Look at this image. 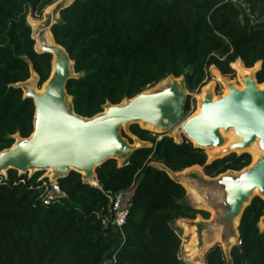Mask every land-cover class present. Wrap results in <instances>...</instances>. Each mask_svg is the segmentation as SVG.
<instances>
[{
    "label": "trees",
    "instance_id": "16d2710c",
    "mask_svg": "<svg viewBox=\"0 0 264 264\" xmlns=\"http://www.w3.org/2000/svg\"><path fill=\"white\" fill-rule=\"evenodd\" d=\"M55 1L0 0V150L33 131V101L18 83L33 71L40 87L49 76L51 54L35 50L26 17L39 18ZM50 31L73 61L66 91L73 112L82 117L167 76L183 79L187 117L191 93L210 80V67L232 77L236 59L247 68L260 62L255 78L264 83V0H73L60 8ZM128 130L145 144L122 155L121 164L117 158L99 164L97 185L76 171L60 177L66 196L47 205L42 171L0 174V264H181V241L172 224L209 215L185 201V188L167 170L197 165L215 177L242 170L250 154L208 161L205 150L186 138L176 142L138 123ZM121 135L133 143L123 130ZM118 191L127 192L129 203L121 232L102 225V218L109 219V196ZM263 211L264 200L254 196L240 218L229 259L216 243L206 250L205 264H264V229L258 226Z\"/></svg>",
    "mask_w": 264,
    "mask_h": 264
},
{
    "label": "water",
    "instance_id": "95a60500",
    "mask_svg": "<svg viewBox=\"0 0 264 264\" xmlns=\"http://www.w3.org/2000/svg\"><path fill=\"white\" fill-rule=\"evenodd\" d=\"M53 23L49 24L50 33ZM46 40H38L40 49H35L51 54V70L42 84L45 87L41 93L23 94L33 101V131L27 138L18 137L10 147L0 150V174H6L9 169L19 173L52 169L56 182L44 197L55 200L66 196L59 188L60 177L76 171L84 182L97 185L95 168L99 164L130 154L145 144L142 141L130 144L121 135L122 127L142 122L162 131L173 130L175 135L182 134L194 146L203 149L222 146L220 130L232 129L239 140L221 149L212 159L236 153V149L254 142L263 154L240 171L228 170L215 177L199 172L196 178L220 193L218 210L208 223L238 233L240 218L251 199L259 196L264 200V83H258L255 78L260 63L254 72L240 77L241 89L224 78L226 94L213 100L211 90H207L199 112L192 116L183 114L188 91L179 86V77H172L170 84L159 91H143L119 104H109L101 113L87 118L73 112L72 99L66 91L67 80L74 72L73 61L63 47L54 40L57 47L50 46ZM53 53L56 54L54 60ZM242 152L247 151L237 154Z\"/></svg>",
    "mask_w": 264,
    "mask_h": 264
},
{
    "label": "rangeland",
    "instance_id": "374dc122",
    "mask_svg": "<svg viewBox=\"0 0 264 264\" xmlns=\"http://www.w3.org/2000/svg\"><path fill=\"white\" fill-rule=\"evenodd\" d=\"M72 1L71 0H56L52 5L46 7L43 10V12L39 18H35L30 13L27 14L26 19H27V22L31 26L32 37L35 40L34 48L36 50L40 49V46L38 44V40H39V42L46 40L47 33H49V24L59 20L58 9L61 6L69 5ZM247 12H248V9H247ZM259 63L260 62H257L255 64L252 72H254V70L256 68H258ZM209 74H210V80L207 81L199 89V91L197 93L196 92L191 93V98L193 99V102H191V113L189 115L193 114L196 111V108H197L198 102H199L198 95H200L202 93V90L204 89L205 86L210 85L211 91L213 94V98L220 97L227 92V90H225V85L223 83L224 78H228V79L232 80L234 85H236V87L239 89H241L243 87L241 85V82L239 81V76H238L236 70H234V75L232 77L229 75H223V78L220 81L216 80L212 67H210V69H209ZM32 75L33 74L30 75L29 79H27L26 81L19 84L23 90V94H25L29 91L37 92L36 90L40 89L42 87V85L40 87L37 85L36 74L34 76H32ZM71 76H74V72H72ZM171 80H172V76H167V77L163 78L162 80H160L158 83L148 87L145 90V92L150 93V92L159 91V90L167 87L170 84ZM178 82H179V86L183 87L182 77L178 78ZM122 102H124V100ZM108 105H106V106H108ZM106 106L104 107V109L106 108ZM122 130L132 138L133 144H135L136 142L139 141L135 136L130 134L128 128L122 127ZM229 130H231L233 132L232 129H229ZM229 130H225L223 132L225 133ZM152 132H155V131H152ZM155 133L168 134V135L172 136L176 142H180L183 140V138H185L182 134L175 135L173 133V130L172 131H163V132L161 130L160 132H155ZM236 138H237V140L239 139L238 137H236ZM17 139H18V137H16L15 140H17ZM223 140H224V137H223ZM241 151H243V150H238L236 152V154L241 152ZM246 151L250 154L251 161H253L251 153L248 150H246ZM205 152H206L208 160H210L214 157V154L209 153L210 150H208V148L205 150ZM261 154H263V152L260 150V155ZM125 160H126V157H123V156L118 157L117 163L121 164V163L125 162ZM155 165L163 167L161 164H155ZM167 171L169 172V175L177 181H180L178 179L181 178L183 180L187 179V180L192 182L196 194L201 199V203L199 206H194V204L191 201V196L188 194H187V196H185V201L197 209H202V210L207 211L208 215H209V217L207 219L202 218V216L200 214H197L194 219L180 218L172 224L173 229L178 234V236L180 237V241H181L179 253H178L181 264H205L204 254H205L207 249H206V247H203L204 233L210 237L213 233V229H217V232H218L220 238L218 241L209 240L210 244L208 246L210 247L215 242L218 243L222 248L224 257L228 260L229 259V251H230L231 246L238 244L237 230H232L228 227H224V226H220V225H211L208 223L212 219L214 211L218 210L217 200H219V198H220L219 191L216 188H214L213 186H211L209 183H202V182L198 181V179L196 178L197 174L199 172L200 173L203 172L201 166H196V165L191 166V167L186 168V171H184V170L178 171V172H171L169 170H167ZM33 173L34 172L28 171L27 175L30 176ZM3 175L5 176V174H3ZM50 177H52V176H50V172H48L47 170L42 171V173L40 174V178H47V182L50 180ZM48 190H49V188H48ZM258 226H259L260 230L264 229V211H263V215L260 217ZM192 229H193V231H192Z\"/></svg>",
    "mask_w": 264,
    "mask_h": 264
},
{
    "label": "bare ground",
    "instance_id": "6f19581e",
    "mask_svg": "<svg viewBox=\"0 0 264 264\" xmlns=\"http://www.w3.org/2000/svg\"><path fill=\"white\" fill-rule=\"evenodd\" d=\"M46 43L48 44V45H50V46H54V47H57L56 45H55V43L53 42V39H52V36H51V33L49 32V33H47V40H46ZM55 56H56V54L55 53H53V60H54V58H55ZM53 64V63H52ZM256 64V63H255ZM255 64H254V66H255ZM254 66H252V67H250V68H247V67H244L243 66V64H242V62H241V60L240 59H236L233 63H232V68L234 69V70H236L237 71V74H238V76H239V81L241 82V85L243 86V83H242V80L240 79V77L241 76H244V75H246V74H248L249 72H252V70H253V68H254ZM52 68H54V66L52 65ZM213 69V73H214V75H215V78H216V80L218 81H220L222 78H223V75L217 70V69H215V68H212ZM31 74H33L32 76H34L35 75V73L33 72V71H31ZM30 74V75H31ZM29 79V78H28ZM44 87H45V84L44 85H42V87L40 88V89H35L37 92H35V93H41L42 91H43V89H44ZM207 90H211V87H210V85H208V86H205L204 87V89L202 90V93L200 94V95H198V98H199V102H198V106H197V108H196V111L193 113V114H191V115H189V116H192V115H194V114H196V113H198L199 112V110H200V102L204 99V96H205V92L207 91ZM225 90H227V88H226V86H225ZM212 92V91H211ZM227 93V92H226ZM225 93V94H226ZM223 96V95H222ZM212 99L214 100L215 98H213V94H212ZM68 103H70V97H68ZM139 125L140 126H143V128H145V129H148V130H152V131H155V132H160L161 130L160 129H158V128H154V127H152V125H150V124H142V122H139ZM224 130H220V133H221V135H222V137H224V142H223V145L222 146H219V147H212V148H210V149H208V150H210V154H214V156L221 150V149H223V148H225V147H227V146H229L231 143H233V142H235L236 140H237V138L236 137H238V136H236V135H234V133L231 131V130H229V131H227V132H223ZM163 132V131H162ZM239 138V137H238ZM239 140V139H238ZM206 150V149H205ZM238 150H248L250 153H251V155H252V159H253V161H255L259 156H260V150H259V148L257 147V144H256V142H254V143H252L251 145H249L248 147H246V148H239V149H236V152L238 151ZM252 161V162H253ZM197 166V165H196ZM184 171H186V168L185 169H183ZM47 171L48 172H50V176H52V177H50L51 179H54V172H53V170L52 169H47ZM169 173V172H168ZM178 180H180L179 182H180V184L185 188V191H187L186 192V196H187V194L188 195H190L191 196V201H192V203L194 204V206H199L200 205V203H201V199L198 197V195L196 194V192H195V190H194V186H193V184H192V182L191 181H189V180H187V179H178ZM192 231H193V229H192ZM219 234H218V232H217V229H213V233H212V235L209 237L207 234H205L204 233V238H203V247H206V249L209 247L208 245L210 244V242H209V240H212V241H218L219 240ZM208 246V247H207Z\"/></svg>",
    "mask_w": 264,
    "mask_h": 264
},
{
    "label": "built area",
    "instance_id": "2783aa9c",
    "mask_svg": "<svg viewBox=\"0 0 264 264\" xmlns=\"http://www.w3.org/2000/svg\"><path fill=\"white\" fill-rule=\"evenodd\" d=\"M55 182H56L55 178L54 179L50 178L48 182L43 181L42 184L44 185L45 191L47 192L48 188H50V186ZM126 196H127V192L125 191H118L115 192L112 196H109L110 202L107 209L109 213V219L106 217L102 218V225L104 228H106L108 225H111L119 229L121 232V227L125 222L129 208V203L126 199ZM50 201L51 200L43 197V203L45 205H47Z\"/></svg>",
    "mask_w": 264,
    "mask_h": 264
},
{
    "label": "crops",
    "instance_id": "0c3cea01",
    "mask_svg": "<svg viewBox=\"0 0 264 264\" xmlns=\"http://www.w3.org/2000/svg\"><path fill=\"white\" fill-rule=\"evenodd\" d=\"M72 1V0H71Z\"/></svg>",
    "mask_w": 264,
    "mask_h": 264
},
{
    "label": "flooded vegetation",
    "instance_id": "af4514ba",
    "mask_svg": "<svg viewBox=\"0 0 264 264\" xmlns=\"http://www.w3.org/2000/svg\"><path fill=\"white\" fill-rule=\"evenodd\" d=\"M232 66V65H231Z\"/></svg>",
    "mask_w": 264,
    "mask_h": 264
}]
</instances>
